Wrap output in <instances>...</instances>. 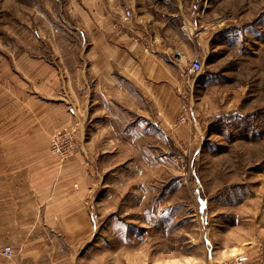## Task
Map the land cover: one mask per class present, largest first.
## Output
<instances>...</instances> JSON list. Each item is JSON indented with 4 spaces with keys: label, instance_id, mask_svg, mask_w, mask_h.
<instances>
[{
    "label": "rangeland",
    "instance_id": "obj_1",
    "mask_svg": "<svg viewBox=\"0 0 264 264\" xmlns=\"http://www.w3.org/2000/svg\"><path fill=\"white\" fill-rule=\"evenodd\" d=\"M126 1L0 0V204L8 212L18 203L27 208L33 162L62 167L79 157L72 187L82 178L95 184L87 207L96 217L89 216L86 247L73 250L78 264H221L237 255L264 264V0H148L153 13L175 16L182 43L198 35L197 54L160 56L184 63V73L175 71L182 91L167 89L163 104L152 86L147 103H95L99 88L88 72L83 79L95 17L103 5L109 20L126 27ZM196 59L203 71L192 74ZM46 63L70 81L55 90L59 97L42 81ZM114 105L150 116L135 119L123 138L129 151H80L79 129L84 135L96 126L88 114ZM185 109L189 122L173 128ZM42 114H71L69 159L49 153L66 128L49 129Z\"/></svg>",
    "mask_w": 264,
    "mask_h": 264
},
{
    "label": "crops",
    "instance_id": "obj_2",
    "mask_svg": "<svg viewBox=\"0 0 264 264\" xmlns=\"http://www.w3.org/2000/svg\"><path fill=\"white\" fill-rule=\"evenodd\" d=\"M126 2V7L133 11V16L123 28L119 26L120 21H111L106 17L103 5L97 10L96 33L93 34V44L87 51L88 56L92 55L93 58L83 71V79L87 82L88 72L94 80L95 88H99L95 90V103H102L105 99H109L112 105H128L135 100V103H147L150 101L149 91L152 86L154 102L163 104L167 89L173 91L178 85L182 91L179 76L175 71L184 73L186 69L182 61L172 65L160 56L197 54L198 35L189 34L187 43H182L176 27L170 23L174 22V15L166 17L162 14L163 10L157 7L155 11L161 14L153 13L154 5H149L148 0ZM146 46L159 57L146 54ZM46 64L42 81L52 97H59L58 93L56 94L57 88L68 87L70 81L64 78L61 67ZM150 71L153 72L156 83L150 82ZM132 88L139 94L137 99ZM119 106L121 105H114L107 114H88L90 121L93 119L96 126L91 128L90 133L84 132V135L79 129V144L82 146L80 151L103 154L129 151L131 145L123 142V138H127L128 130L129 133L132 131L135 119L142 120L141 118L150 116L130 114L127 111H134L133 108L126 106L127 111H122ZM42 115L45 123L49 124V129L71 126V114ZM78 119V126H81L83 123L79 114ZM82 138H85V143H81ZM82 163L78 157L62 167L42 160L30 164L29 169L33 171L29 176L30 203L26 205L27 208L23 209L18 203L13 211L8 212V209L0 204V250L10 246L15 251L13 259L0 255V264H78L80 252H77L85 248L89 241V216L96 217L87 207L91 192L95 193V184L91 187V180L82 178L79 180L81 185L78 190L72 187L77 179L70 174L82 169ZM4 197L6 195L0 194V202ZM12 197L13 201H21L19 194ZM93 222L95 224V219ZM73 250L78 251L74 253ZM75 258L78 261H75Z\"/></svg>",
    "mask_w": 264,
    "mask_h": 264
},
{
    "label": "built area",
    "instance_id": "obj_3",
    "mask_svg": "<svg viewBox=\"0 0 264 264\" xmlns=\"http://www.w3.org/2000/svg\"><path fill=\"white\" fill-rule=\"evenodd\" d=\"M133 14L129 8L125 10V20L129 21ZM203 71V64L201 60H193L191 62L189 72L192 74H199ZM189 122V114L185 109L182 114L178 116L176 121L173 123V128H180L183 124ZM76 150L75 132L73 129L66 128L64 131L55 134L51 140L49 153L53 157H57L64 161L73 156ZM0 255L6 259H13L15 257V251L10 246H5L0 250ZM202 264H212L209 261H205ZM221 264H261L251 263L245 257L241 255L232 256L222 261Z\"/></svg>",
    "mask_w": 264,
    "mask_h": 264
}]
</instances>
